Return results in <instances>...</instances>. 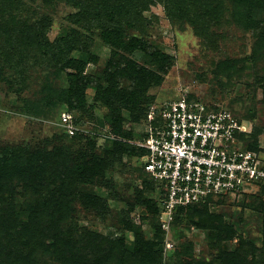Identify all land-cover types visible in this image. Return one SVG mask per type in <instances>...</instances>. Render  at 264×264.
Masks as SVG:
<instances>
[{
    "label": "rangeland",
    "instance_id": "374dc122",
    "mask_svg": "<svg viewBox=\"0 0 264 264\" xmlns=\"http://www.w3.org/2000/svg\"><path fill=\"white\" fill-rule=\"evenodd\" d=\"M75 1L12 0L11 3L0 0V164H3L2 159L12 157L17 151H24L20 155L29 158L35 151L62 147L65 151L71 148L69 150L74 153L69 159L73 167L80 144L71 137L77 134L86 137V142L90 139L96 142V153L106 161L111 155L106 151L113 153L117 142L128 148L131 146L130 151L134 154L125 157L123 163L126 165L115 162L110 168L108 162L106 178L98 183L88 182V177L93 175L90 170L68 183L65 210L53 215L52 220L49 215L41 220L40 215L49 212L48 205L43 200L36 201L37 197L28 190L30 184L25 179L16 177L9 183L2 181L0 264H14L18 259L24 264H65L68 261L62 257L65 246L61 241L56 243L52 237L55 232L68 228L78 245L81 239L86 243L85 236L90 232L111 239L122 238L131 249L135 234L125 229L126 223L140 226L143 235L151 240L155 231L153 224L157 221L146 205L138 203L139 194L158 209L162 198V189L140 171L143 161L137 155L145 129L144 118L135 122L132 112L124 109V130L128 136H115L111 130V109L97 101L98 90L90 83L83 87L86 110L71 109L66 97L70 89L68 74L74 71L59 72L54 60L44 59L37 48L31 51L29 70L23 71V78H19L18 69L9 60L12 50L6 43L20 41L26 29L42 26L50 41L73 36L80 49L73 51L71 56L84 61L96 58V61L88 62L84 75H94L104 90L109 86V73L105 70L109 60L114 58L122 72L117 81L124 89L137 85L136 74L140 69L156 74L159 84L149 86L145 92L151 102L162 103L188 94L192 100L229 111L245 125V146L264 158V49L255 53L260 32L244 29L236 22L239 9L232 1L223 3L219 9L218 5L202 8L198 0H173V9L169 13L164 4L157 1L135 17L123 9L117 20L125 32L119 47L105 43L102 38V26L108 24L105 15L101 16L102 23L73 18L79 12ZM244 6L247 4L241 5L242 13L246 9ZM214 11L220 13L217 18L210 14ZM122 19H129L133 26L127 27ZM133 37L140 41L141 48L129 53L126 47ZM157 51L169 57L165 70L154 62L159 58L154 56ZM253 54L255 59L251 61ZM131 64L134 65L128 70ZM65 113L73 117V135L63 125ZM75 121L79 123L76 125ZM129 165L133 166V171ZM145 180L152 181L155 187L146 189ZM57 184L52 186L54 190L59 186ZM10 188L16 195L15 201L9 197ZM25 192L28 193L25 195ZM92 195L101 200L98 207L89 201L93 199ZM30 206L39 209L38 216ZM209 212L216 217L217 223L223 221L236 231L235 239L213 247L211 243L216 242L213 232L216 231L179 225L171 237H166L164 247L160 246L163 254L160 264H178V253L186 249L192 250V255H183V261L221 264V252L245 254L264 247L263 185H251L244 192L212 200ZM40 223L51 225L49 234L43 231ZM24 224L30 228L24 230ZM10 233L13 237L3 242L2 236ZM115 258L119 262L121 257Z\"/></svg>",
    "mask_w": 264,
    "mask_h": 264
},
{
    "label": "trees",
    "instance_id": "16d2710c",
    "mask_svg": "<svg viewBox=\"0 0 264 264\" xmlns=\"http://www.w3.org/2000/svg\"><path fill=\"white\" fill-rule=\"evenodd\" d=\"M12 3V0H6ZM74 2L75 0H69ZM159 1L164 4L165 10L170 11L173 9V0H76L75 5L79 9V12L73 16V18L81 19L84 22H93L97 23L101 21V16L105 15V21L109 24L101 27L102 29V38L105 43L113 45L115 47L122 46L124 41L125 32L122 30L119 19V13L123 9L126 10V14H131L134 17L141 15L145 10H148L151 4L155 5ZM202 5V8H212L217 6V8L222 7L223 3L228 0H198ZM232 4L236 5V8L239 9L235 17L236 22H239L242 28L247 30H258V40L256 42L255 53H260L264 49V0H230ZM247 4L246 9L241 11V5ZM241 7V8H240ZM245 12L248 14L244 15ZM218 12H210L212 16L217 18ZM130 17V16H129ZM131 18V17H130ZM214 18V19H215ZM122 22L126 24L127 27H132L133 22L127 19ZM2 26L0 24V30ZM9 49L12 50V53L9 56V60L14 62L16 69H18L19 78H23V71H28V61L31 58V51L34 48H37L38 53L44 59H52L56 63L58 71H64L65 69L73 70L68 74L70 89L66 97V102L70 105L71 109H76L80 111L86 110V97L84 93V85L90 83L94 84L97 88V101L110 107L112 112V132L115 136L127 137L128 133L125 134V122L126 119L123 115L124 109H127L132 112L133 120L138 122L139 120L146 119L148 109L152 104L156 102L148 99L145 96L149 86L158 85L159 81L156 78V74L147 69H140L136 74L137 85L132 89H124L122 83L117 81L121 79L122 72L118 68V63L116 59L111 58L109 60L107 69L105 72L109 73L108 84L109 86L104 90L99 83V80H96L94 75H84L87 68L88 62L96 61V58L92 57L89 60L75 59L71 56L72 52L79 50L78 41L70 35L66 37H60L53 41H50L47 38V31L42 26H36L34 29L27 30L23 32L22 38L20 41L17 39L14 43L7 42ZM131 44V45H130ZM140 44V45H139ZM129 46L126 47V50L129 53H135L138 49L141 48V43L136 38H131ZM145 52V49H142ZM154 56H162V59L156 58L154 62H157L164 70L168 67L169 57L165 56L163 53L155 52ZM164 56V57H163ZM255 55L253 54L249 60L253 61ZM10 63V62H9ZM27 65V67L25 66ZM131 64L128 70L133 66ZM22 69V72H20ZM135 69L129 74L133 75ZM264 89V85H263ZM190 98V97H189ZM191 99V98H190ZM144 107V108H143ZM240 121V120H239ZM241 122V121H240ZM76 125L79 123L75 121ZM122 136V137H123ZM73 141L80 144L77 155L75 157V165L70 166V158L74 153L70 151L69 148L65 151V148L56 147L52 150L42 149L35 151L32 156L26 158L20 154L25 153L24 151H17V154L12 157H7L2 159L3 164H0V184L2 181L10 182L16 177L25 179L26 182L30 184L31 190L36 195V201L43 200L45 205H48L47 214L40 215L41 220L45 215H49L51 220L53 215L56 213L65 210V199L67 193V185L71 184L80 174H85L89 170L93 173L92 176L88 177V182H100L105 177V168L108 166L113 168V164L123 163L125 157L128 154H132L130 151V146L124 143L117 142L115 143V151L110 153L109 161L103 159L96 153V142H93L90 139V142H86V137H80L78 134L71 137ZM245 134H243L242 139L244 140ZM85 139V140H84ZM94 139V138H93ZM139 156L141 159L146 155L144 149L139 150ZM134 154V153H133ZM134 156V155H133ZM126 165V164H125ZM130 167V165H129ZM140 171L145 175V177L151 178L159 187L162 189V198L165 197V190L162 188V185L159 182L155 181L150 174H148L142 164ZM133 171V166L130 167ZM103 179V180H104ZM58 182L59 186L55 188L52 187ZM146 189H152L155 187V184L150 180H145ZM57 184V185H58ZM132 184V183H131ZM264 188V187H263ZM27 190V189H26ZM28 192H25V195ZM139 204L146 205L149 208V211L153 213L157 221L152 223L154 227V238L147 239L142 231L140 226L132 225L131 223H126L125 229L132 231L135 234L134 247L129 249L126 245L124 239H111L109 237L97 234L90 233L85 236L86 243H83V240H80L78 245L77 239L74 237V234L70 228L65 231V229L59 230L54 233L52 239L55 242H63L64 250L62 251V257L68 259L65 264H160L162 260V251L160 246L164 247L166 237H171L174 234L175 229L179 225L188 224L189 227L195 226L201 230H213V237L216 242H212L213 247H219L222 242L232 241L236 237V231L233 228L223 224V221L216 222L214 215L209 212V204L212 202L210 199L206 203H199L189 205L188 207L178 208L176 214L174 215L173 221L170 225V231L167 233L161 223V212L162 206L160 205L159 209L152 207L151 203L142 198V194H139ZM11 196L12 201H15L16 195L13 189L10 188L9 197ZM93 199L89 201L95 203L94 206L98 207L101 203V200L96 196L92 195ZM65 198V199H64ZM30 208L35 212V215H39V209L30 206ZM34 219H32L33 221ZM34 222H31V224ZM44 232H50V226H44ZM24 230L30 228L27 224L23 225ZM71 230V231H70ZM84 231V230H83ZM85 232V231H84ZM216 234V236L214 235ZM211 235V233H210ZM3 242H8L13 234L4 235ZM216 237V238H215ZM244 244L245 241H242ZM59 244V243H58ZM1 245V242H0ZM242 250V249H240ZM221 252L219 255L221 264H264V247L260 251H246L245 254L235 252V253H225ZM2 255V254H1ZM121 257L119 262H116L117 256ZM191 257L192 250L186 249L185 252L178 253V264H192V262H186L182 260V256ZM24 261L18 259L14 264H24ZM29 263V262H28Z\"/></svg>",
    "mask_w": 264,
    "mask_h": 264
},
{
    "label": "built area",
    "instance_id": "2783aa9c",
    "mask_svg": "<svg viewBox=\"0 0 264 264\" xmlns=\"http://www.w3.org/2000/svg\"><path fill=\"white\" fill-rule=\"evenodd\" d=\"M62 119L73 135L72 115ZM144 126L142 166L165 190L160 219L167 233L180 207L264 187V158L245 146V125L229 111L185 94L152 104Z\"/></svg>",
    "mask_w": 264,
    "mask_h": 264
}]
</instances>
